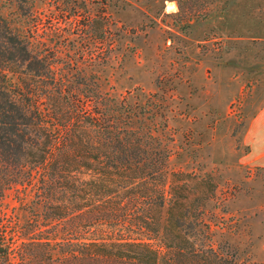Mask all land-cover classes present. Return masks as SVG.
<instances>
[{
    "label": "trees",
    "instance_id": "trees-1",
    "mask_svg": "<svg viewBox=\"0 0 264 264\" xmlns=\"http://www.w3.org/2000/svg\"><path fill=\"white\" fill-rule=\"evenodd\" d=\"M37 1L19 2L25 30L0 14V199L16 189L33 207L27 230L7 232L0 221V264H264L228 238L204 180L196 175L191 195L172 150L142 131L152 104L144 112L86 73L100 72L129 30L103 29L77 0H59V10L54 0L42 33ZM58 13L75 37L50 38Z\"/></svg>",
    "mask_w": 264,
    "mask_h": 264
},
{
    "label": "rangeland",
    "instance_id": "rangeland-1",
    "mask_svg": "<svg viewBox=\"0 0 264 264\" xmlns=\"http://www.w3.org/2000/svg\"><path fill=\"white\" fill-rule=\"evenodd\" d=\"M19 2L0 0V14L25 30ZM54 2L35 4L42 33L51 11L60 9V1ZM75 5L103 29L116 23L129 30L124 39L118 34L121 40L100 72L86 73L99 76L103 91L130 98L141 110L152 104L153 117L141 116L142 131L151 130L172 150V168L189 174L183 179L191 195L198 178L204 180L199 187L215 192V212L229 229L228 238L244 259L264 263V0H77ZM55 18L50 38L64 41L78 34L62 15ZM95 39L102 61L107 46L99 35ZM32 212L16 189L0 199L7 232L27 230Z\"/></svg>",
    "mask_w": 264,
    "mask_h": 264
},
{
    "label": "water",
    "instance_id": "water-1",
    "mask_svg": "<svg viewBox=\"0 0 264 264\" xmlns=\"http://www.w3.org/2000/svg\"><path fill=\"white\" fill-rule=\"evenodd\" d=\"M2 252V251H1Z\"/></svg>",
    "mask_w": 264,
    "mask_h": 264
}]
</instances>
